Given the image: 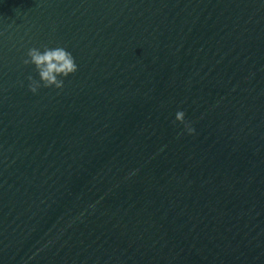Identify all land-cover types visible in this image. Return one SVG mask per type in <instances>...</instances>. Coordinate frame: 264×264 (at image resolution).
Masks as SVG:
<instances>
[{
	"label": "water",
	"instance_id": "1",
	"mask_svg": "<svg viewBox=\"0 0 264 264\" xmlns=\"http://www.w3.org/2000/svg\"><path fill=\"white\" fill-rule=\"evenodd\" d=\"M0 264H264V0H0Z\"/></svg>",
	"mask_w": 264,
	"mask_h": 264
},
{
	"label": "clouds",
	"instance_id": "2",
	"mask_svg": "<svg viewBox=\"0 0 264 264\" xmlns=\"http://www.w3.org/2000/svg\"><path fill=\"white\" fill-rule=\"evenodd\" d=\"M22 62L26 66H34L38 75V79L32 75L27 76L28 90L34 95L42 87L62 90L65 78L78 71V65L74 56L62 46L51 48L44 46L43 51L37 47H30ZM21 83L23 86V82ZM184 117L183 111H177L174 122L183 123L189 133H194L195 129L185 122Z\"/></svg>",
	"mask_w": 264,
	"mask_h": 264
}]
</instances>
